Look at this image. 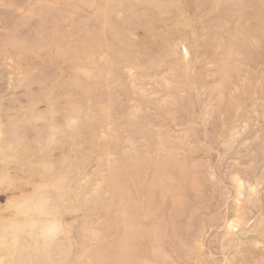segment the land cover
Listing matches in <instances>:
<instances>
[{
    "label": "rangeland",
    "instance_id": "obj_1",
    "mask_svg": "<svg viewBox=\"0 0 264 264\" xmlns=\"http://www.w3.org/2000/svg\"><path fill=\"white\" fill-rule=\"evenodd\" d=\"M0 264H264V0H0Z\"/></svg>",
    "mask_w": 264,
    "mask_h": 264
}]
</instances>
